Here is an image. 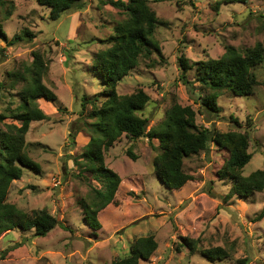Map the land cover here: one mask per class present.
Segmentation results:
<instances>
[{"label": "rangeland", "instance_id": "374dc122", "mask_svg": "<svg viewBox=\"0 0 264 264\" xmlns=\"http://www.w3.org/2000/svg\"><path fill=\"white\" fill-rule=\"evenodd\" d=\"M83 2V11L66 12L53 20L51 9L37 0H0V24L6 35H0V113L21 104L23 84L11 87L8 75L31 65L35 53L43 57L48 68L44 84L61 103L59 109L38 100L48 119L32 122L26 141L29 155L41 165L42 172L24 168L22 178L10 188L8 202L28 213L45 210L62 224L45 237L19 229L4 233L0 236V263L112 264L126 258L136 240L154 236L158 249L141 264H264V218L257 220L264 209V191L248 198L233 196L231 180L218 176L229 154L214 143L207 152L184 162V170L193 179L179 190H170L155 170L154 162L161 152L158 140H132L123 135L105 154L106 166L122 181L115 203L98 214L99 230L87 225L77 202L92 188H104L90 174L79 178L74 163L94 135L86 126L93 122L88 117L92 104L84 109L82 100L95 98L100 106L106 99L103 82L93 70L94 57L112 46L116 26L128 16L102 0ZM149 4L160 20L155 36L161 56L141 58L139 66L119 83L117 93L144 91L149 95V103L140 112L149 120L148 131L163 127L177 103L195 110L201 129L247 133L253 157L243 175L262 170L264 63L255 70L259 85L253 94H223L217 101L221 112L215 117L202 106L196 68L187 74L192 89L180 80L179 61L185 58L193 65L220 58L228 47L242 52L258 43L264 45V0H249L247 4L149 0ZM26 33L34 36L31 42L8 44L16 35ZM5 123L20 126L11 119ZM74 128L80 131L71 145L69 135ZM184 238L200 239L198 251L179 247ZM217 247L229 255L211 261L201 253Z\"/></svg>", "mask_w": 264, "mask_h": 264}, {"label": "trees", "instance_id": "16d2710c", "mask_svg": "<svg viewBox=\"0 0 264 264\" xmlns=\"http://www.w3.org/2000/svg\"><path fill=\"white\" fill-rule=\"evenodd\" d=\"M223 3L247 4L249 0H222ZM42 6L51 9V18L58 20L62 14L73 11H83V0H37ZM104 5L123 11L127 20L115 28V36L111 38L112 46L100 51L93 62V70L105 87L103 96L106 98L100 106L97 99L83 98L82 107L85 109L92 104V111L88 117L93 122L86 123L91 129L89 144L80 155L74 158L78 169V177L90 174L93 180L101 184L104 190L91 189L86 198H82L77 205L83 211L87 225L97 231L101 228L98 214L107 206L115 203V197L121 184V177L105 164V154L123 135L132 139L148 138L149 141L158 140L160 153L154 165L159 179L170 190H179L193 178L184 170L187 159L207 152L211 143L228 152L229 158L219 170L221 180L229 179L233 183L232 195L248 198L256 192L264 191V168L250 174L243 175V169L251 161L253 154L249 152L250 136L247 133L231 131L222 133L215 128H200L196 124V112L191 106L174 104L168 112L163 127L148 131L149 120L143 118L140 112L150 101L144 91L131 95H119V83L133 72L143 57L152 54L161 56V46L155 33L160 26V20L152 10L149 0H102ZM216 6V11H218ZM264 25V24H263ZM0 35L6 37L0 24ZM34 36L26 33L16 35L8 44L31 42ZM31 39V40H30ZM31 65L22 70L11 72L8 80L11 87L23 84L19 92L20 105L15 109H7L0 113V236L4 233L19 229L34 231L36 237H45L61 222L45 210L25 212L8 202L10 188L13 182L23 176V169L27 168L40 174L41 165L31 158L27 151L26 136L32 122L48 119L39 108L38 100H45L59 106L61 103L56 94L43 82V75L47 74V65L39 53L34 54ZM264 63V45L256 44L242 52L234 47H228L224 55L218 59H208L193 65L185 58H180V80L189 87L192 82L187 74L195 67L196 80L201 87L202 106L211 116L218 117L221 110L218 99L225 93L236 97L253 94L259 81L255 70ZM193 89V88H192ZM207 93L205 94V92ZM11 119L20 123L6 124ZM2 125L4 127H2ZM77 128L72 129L69 137L71 145L75 144ZM128 155L136 160L131 151ZM264 218V209L257 220ZM200 239L184 238L179 247L187 248L191 253L199 249ZM158 243L154 236L142 237L130 247L126 258L118 259L112 264H141L149 261ZM202 255L211 260L225 259L229 254L222 248L204 250ZM246 261V260H245ZM244 262H242L243 264ZM4 264V263H0Z\"/></svg>", "mask_w": 264, "mask_h": 264}]
</instances>
